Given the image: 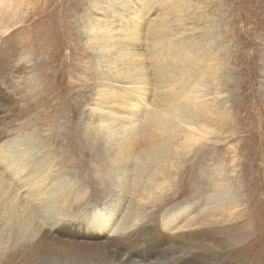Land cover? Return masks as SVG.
Wrapping results in <instances>:
<instances>
[{
  "label": "rangeland",
  "instance_id": "rangeland-1",
  "mask_svg": "<svg viewBox=\"0 0 264 264\" xmlns=\"http://www.w3.org/2000/svg\"><path fill=\"white\" fill-rule=\"evenodd\" d=\"M145 1L147 6L141 8L140 4ZM114 3V8H111L107 0H0V137H6L9 142L19 132L18 129L28 128L22 136L26 138L34 133L33 137L43 146L42 153L48 155L47 164L52 167L51 179L58 174L67 175L68 186L60 185L62 190L77 189L79 194L89 197L104 194L99 206H88L85 202L87 198L78 199L73 192L66 195L59 213L53 215L55 221L69 227L87 224L91 217L100 221L113 217L119 221V216L127 209L124 201L130 199L134 204L133 215L126 227L131 231L140 229L143 223L155 222L158 217L161 226L166 217L164 210L173 212L183 204L182 217L190 220L193 217L190 213L192 206L199 204L193 199V194L210 192L222 183V179L228 178V184L240 192L242 198L237 195V207L231 210L206 217L205 222L199 218L195 224L184 225L183 232L189 234L181 242L186 255H175V260L167 256L166 260L154 261V256H159L157 252L162 248L151 244L141 246L139 252L135 249L128 251L127 255L139 257L142 264L149 259L152 264H181L180 261L186 258L188 262L185 264H264V0H123L121 5L116 1ZM186 4L188 12L183 11ZM124 6L131 11L123 21L129 23L128 29L121 27L122 22H118L115 14ZM187 14L191 18L185 22L187 31L179 32L174 39L191 37L203 43L200 37L208 28H204L202 23L206 20V25L217 23L216 29L212 30L218 39V52L225 55L221 64L229 72L230 80L224 90L215 92L214 99L226 110L227 118L221 124L223 126L210 127L206 124V133L199 132L196 127L199 133L202 132L201 136L204 135L202 140L195 148L177 149L179 154L174 157L178 161H182L187 152L191 151V154L186 156L187 168L181 169L186 172L178 173L176 185L167 181L164 191L156 190L157 183L164 181L150 172L140 181L138 195L131 196L114 187L107 195L104 186L114 177H104V164L95 133L100 130L110 110H119L118 117L113 118L125 119L127 125L131 110L134 113L144 110V105L139 108L134 106L136 101L141 98L150 100L153 95L161 93L154 86L149 68L147 53L152 42H147L143 35L163 18L175 27V17L185 19ZM198 17L201 21H194ZM100 23L111 27L110 38L113 41L118 39L114 47L106 49L111 53L105 62L100 59L105 52L93 47L94 43L86 32L88 27ZM137 31L141 36L132 37ZM137 62L141 63L146 80H138L140 75L135 74L136 70L128 71L127 66H136ZM176 84L174 82L165 90L175 92ZM201 100L208 101L205 98L197 101ZM181 128L185 133H179L177 139L191 132L190 125H181ZM209 128H212V133ZM196 151L198 157L194 155ZM203 155L204 161L200 159ZM202 161L207 163L200 173L195 167ZM212 166H216L217 171L214 169V172ZM168 170L174 177L180 166L175 163L168 166ZM208 171V175H216H212L218 181L216 185L215 182L208 183L209 179L206 181L203 175L200 179L199 175ZM145 178L148 179L147 184H144ZM188 179L192 180L189 182ZM207 186L210 191H205ZM55 187L59 186H53L56 193ZM23 191L26 190L22 189L20 194ZM145 195L152 198H149L151 201ZM108 205L110 207L107 208ZM152 205L154 207H149ZM120 206L121 209H118ZM74 207H78L76 211H73ZM109 210L115 211L109 213ZM116 226L115 223L110 224L102 235L112 238ZM160 226L155 224L157 233L163 232ZM129 230L125 235L130 233ZM231 230H241L240 243L236 242L238 244L234 247L223 246L217 236L231 234ZM174 232L177 231L171 234ZM128 242L134 244L135 238ZM219 247L226 252L219 253ZM54 264L67 263L55 261Z\"/></svg>",
  "mask_w": 264,
  "mask_h": 264
},
{
  "label": "bare ground",
  "instance_id": "bare-ground-1",
  "mask_svg": "<svg viewBox=\"0 0 264 264\" xmlns=\"http://www.w3.org/2000/svg\"><path fill=\"white\" fill-rule=\"evenodd\" d=\"M115 1L118 5H121L123 2V0H107V3H110L111 8H114V4H116L114 3ZM145 2L140 4L141 8L147 6V2ZM183 11L188 12V6ZM128 12L130 13L131 11H127L124 6L118 13H109H115L118 22L120 24L122 22L121 27L128 29L129 23L123 22L126 20L125 15L129 14ZM201 17H198V20L194 19V21H201ZM175 18L177 24L175 27H171L170 22L166 21V18H163L158 24L150 26L143 35L147 42H152L150 43L152 47L147 53L149 56V68L154 78V81H151H153L154 86L157 90H160L161 93L153 95L150 100L141 98L140 101H136L134 106L139 108L144 105V110L140 113H134V111L131 110L130 120L127 121L129 124L127 125L125 119L118 118L115 120L113 118L118 117L119 110H110L109 113H113V116H110V114L104 115L106 119L102 121L103 125L99 131L95 130L96 133L94 132L97 135L95 137L97 148L102 155L104 164L102 170H104V177L106 178L108 176L109 179L114 177V181L111 180L107 186L104 183L107 187L104 186L107 195L111 193L112 187L124 191L125 193L127 192L126 194L131 196L138 195L140 181L150 172H152V175L155 177L159 176L160 181H164L163 183L160 182V184L159 182L157 183L158 186L156 185V187H154L156 190L164 191L163 189L167 181H173L174 185H176L175 181L178 177V173L184 171L181 170L184 169V167L187 168V166H185V160L186 156L191 154L189 149H192L193 146L195 148V145H197L204 136H201L202 132H199L202 130L206 133V124L210 125V127H216V125L223 124L225 118H227L226 110L224 111L216 102L217 100L214 99L216 98L215 92H219L221 89L224 90L226 84L230 80L228 79L230 75L229 72H226L227 70L225 71L223 69V64H221V61L225 60V55L218 52L219 45L216 41L218 39L213 31L216 29L215 26H217V23L215 22L214 26L212 22L206 25L208 23L207 20L202 23L204 28H208V30L200 37L203 41V43H200V39L194 40L191 37L174 39L179 32L183 33L187 31L185 22L191 20L188 14L185 19ZM86 32L89 39L94 43L93 47L105 52L102 53L104 56L100 58L102 62H105L111 53L110 50L106 49L109 46L114 47L115 44L118 43L117 38L114 41L110 38L111 27L100 23L98 26L88 27ZM135 36L140 37L141 33L137 31L132 37ZM126 56H128V54ZM125 64L126 63H122V65ZM127 67L129 72L136 70L135 74L140 75L138 80L142 81L147 79L145 73L142 74L141 70L143 67L140 62H137L136 66L132 65ZM174 82L177 83L175 85L176 91H166L165 89L173 85ZM142 84L145 83L143 82ZM201 98L208 99V101H197ZM120 107H122V104ZM181 125H190L191 128L189 131L191 132H189V135L183 134V136L178 138L179 140L183 138L182 141L180 140L181 142H179L177 136L179 133L184 132ZM196 127L199 129V132L196 130ZM26 130H28V128L23 130L18 129L17 131L19 132L16 133L15 137L11 140L8 139L10 140L9 142L6 140V137H0V264H54L55 261L67 264H142L141 261H139V257L133 256L132 258L127 255V252L133 249L138 251V248L145 244H151V246L157 245V247L162 248L157 252L160 257L155 255L153 258L154 261H159L160 259L166 260L167 256L173 259V256L180 255L185 251V246L181 244V242H184L183 240L189 236V234L183 232L185 224H190L192 222L195 224L198 222L197 220L199 218L204 219L201 221L205 222L206 217H212L213 215L231 210V208L235 206L237 207L238 203L236 204V197L240 195V192H236V189L228 184L229 179L227 178L224 181L222 179V183L215 186L214 189L212 188L213 190L211 191L207 186L205 191L209 190L210 192L193 194V199H196L195 201H198L199 204L192 206L190 213L193 214V217L190 220L182 217V213L184 212L183 204L182 207L178 206L173 212L167 209L164 210L166 217L164 222L161 223V226L160 218L158 217V219L156 218L155 220L156 223L148 222L146 225L143 223L144 225L141 226L140 229L134 228L132 229L133 231H131L126 227L130 221L129 218L133 215L132 211L134 204L130 199V201H124V204L127 205V209L124 213L121 211L123 215L119 216V218H121L119 221L114 220L113 217H108L101 221L91 217L87 224H77L72 225V227L60 224L58 221H55L53 214L55 212L59 213L61 205L66 201V195L73 192L75 196L78 195V197L76 196L78 199L84 200L87 198L85 202L88 203V206H99L101 204L100 199L103 198L104 194L97 193L89 197L84 195V193L79 194V191L73 187L69 188L74 190H62L60 185L64 186L65 184L68 186V183H66L67 175L64 177L58 174L51 179L50 171L52 167L50 164H47L48 155H43V146L33 137L34 133L26 138L22 136L24 133L23 131ZM210 130L212 131V128H209V131ZM206 136L204 138H206ZM97 140H99V142H97ZM183 147H188L189 152L184 155L182 161H178L177 158L175 159L176 155L179 154L176 151L178 148L183 149ZM194 153V155H197L198 151ZM205 155L200 157V159L204 161ZM203 161L200 165L196 163L198 167H195L196 169L194 168L195 170L198 169L200 173L207 163ZM175 163L180 166V170H178L173 177L171 176L172 172L170 173L168 170V166ZM211 168L213 171L214 169H216V171L218 169L216 166H212ZM122 173L123 178L126 179L124 182L120 183V180L123 179H121ZM208 173L209 171L206 172L205 175H198L200 179L204 176L203 178L206 181L209 179L208 183L211 184L215 182L214 184L216 185L218 181L216 182L215 177L212 176L214 173H210L209 175ZM216 174L218 175L217 172ZM118 176L120 178H118ZM146 179L147 178H145L144 184H147ZM191 180L192 179H188L189 182ZM54 185L59 186L58 188L55 187L56 193L55 189H53ZM167 187H169V183ZM22 189L26 191L20 194ZM144 189L141 190L144 192ZM194 189L196 188L194 187ZM113 195L114 194H111L110 196ZM146 197H148V195ZM160 197L161 196H159V198ZM149 198L150 197H148V199ZM150 201L148 203H150ZM239 201L240 200H238V202ZM121 206L118 209H121ZM106 207L108 208L110 205ZM149 207L154 206L152 205ZM77 208L78 207H74L72 209L76 211ZM115 210H109V213ZM62 212H64L63 208ZM117 212L118 211L115 213ZM75 213L76 212L72 214ZM148 218L150 219L151 217ZM144 219H146V217ZM173 222L176 224H173ZM112 223L117 225V228H115L112 233V238L104 237L102 233L106 231L108 226ZM155 224L160 226L161 230H163L162 233H157L154 230ZM127 230H129L128 232L130 233L125 235ZM174 230L177 232H174L172 235L171 232ZM233 230H231V234L226 235L221 233L217 236L223 246L234 247L238 244L236 242H239L238 239L242 236V232H239L241 230L233 232ZM134 238V244H127L129 243L128 241ZM180 244L182 246L179 248L178 245ZM146 251L148 252L149 250L147 249ZM218 252L224 253L226 251L223 247H219ZM183 255H186V253H183ZM146 262L147 263H143L152 264L150 259ZM187 262V258L180 261L181 264Z\"/></svg>",
  "mask_w": 264,
  "mask_h": 264
}]
</instances>
